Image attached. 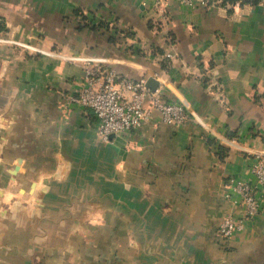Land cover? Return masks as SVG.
Instances as JSON below:
<instances>
[{"label": "crops", "instance_id": "1", "mask_svg": "<svg viewBox=\"0 0 264 264\" xmlns=\"http://www.w3.org/2000/svg\"><path fill=\"white\" fill-rule=\"evenodd\" d=\"M231 1H170L160 24L152 0H0V36L152 79L264 150V0ZM82 81L77 64L0 42V264H264V211L216 237L223 185L252 182L254 156L157 112L103 142L91 110L61 109Z\"/></svg>", "mask_w": 264, "mask_h": 264}, {"label": "built area", "instance_id": "2", "mask_svg": "<svg viewBox=\"0 0 264 264\" xmlns=\"http://www.w3.org/2000/svg\"><path fill=\"white\" fill-rule=\"evenodd\" d=\"M158 22L166 21L168 3H177L194 8L198 3L206 6L208 0H152ZM243 0L227 2L228 7L238 5ZM155 24H159L154 22ZM0 42L15 45L25 50L44 54L67 63L77 64L83 73L81 86L74 94L64 96L61 109L81 106L91 110L97 121L96 132L100 140L109 142L114 136L140 128L147 123L154 112L159 122L180 126L194 123L203 128L217 142L227 148L253 155L254 163L249 171L253 181L229 179L225 182L223 197L230 203L232 211L226 213L218 223L216 237L227 244L228 240L244 228V224L253 220L264 211V150L248 148L235 138L221 136L215 132L184 100L167 102L159 89H150L145 79H133L105 66V60L83 57L62 51L43 52L36 46L21 43L0 36ZM237 207L239 213L234 210Z\"/></svg>", "mask_w": 264, "mask_h": 264}, {"label": "water", "instance_id": "3", "mask_svg": "<svg viewBox=\"0 0 264 264\" xmlns=\"http://www.w3.org/2000/svg\"><path fill=\"white\" fill-rule=\"evenodd\" d=\"M146 86L152 90H154L157 86V83L154 82L152 79H149L147 82H146Z\"/></svg>", "mask_w": 264, "mask_h": 264}]
</instances>
